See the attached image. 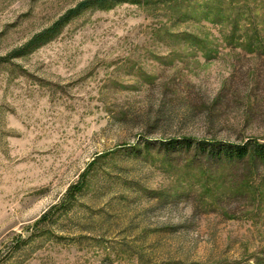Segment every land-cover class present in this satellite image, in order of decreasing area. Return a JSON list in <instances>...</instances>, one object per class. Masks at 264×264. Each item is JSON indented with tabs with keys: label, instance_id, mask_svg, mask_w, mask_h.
I'll return each instance as SVG.
<instances>
[{
	"label": "rangeland",
	"instance_id": "374dc122",
	"mask_svg": "<svg viewBox=\"0 0 264 264\" xmlns=\"http://www.w3.org/2000/svg\"><path fill=\"white\" fill-rule=\"evenodd\" d=\"M0 0V264H264V0ZM148 145V147H147Z\"/></svg>",
	"mask_w": 264,
	"mask_h": 264
},
{
	"label": "trees",
	"instance_id": "16d2710c",
	"mask_svg": "<svg viewBox=\"0 0 264 264\" xmlns=\"http://www.w3.org/2000/svg\"><path fill=\"white\" fill-rule=\"evenodd\" d=\"M150 0H83L74 9L68 11L51 28L30 39L18 54H22L31 48H35L43 41L64 26L69 19L90 8H106L112 3H148ZM161 1V0H156ZM169 1V0H162ZM148 147V145H147ZM184 156L183 158L207 161L213 164L249 165L264 162V144L252 139L237 143H209L207 141H194L190 138L171 139L163 144V154L170 157L171 154Z\"/></svg>",
	"mask_w": 264,
	"mask_h": 264
}]
</instances>
